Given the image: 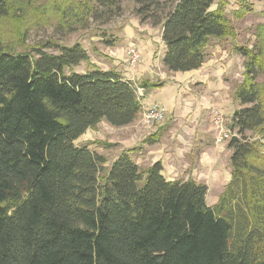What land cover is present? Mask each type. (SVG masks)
<instances>
[{
  "label": "trees",
  "instance_id": "obj_1",
  "mask_svg": "<svg viewBox=\"0 0 264 264\" xmlns=\"http://www.w3.org/2000/svg\"><path fill=\"white\" fill-rule=\"evenodd\" d=\"M132 1L141 22L161 25L169 72L198 69L212 39H236L229 0ZM251 10L241 2L231 14ZM232 49L243 72L226 144L230 178L209 206L205 183L168 180L160 161L140 169L131 157L140 147L104 170L103 154L74 143L101 121L138 119L136 88L147 84L97 67L79 42L13 52L0 41V264H264V157L246 136L264 138V46ZM81 62L86 71L74 72Z\"/></svg>",
  "mask_w": 264,
  "mask_h": 264
},
{
  "label": "rangeland",
  "instance_id": "obj_2",
  "mask_svg": "<svg viewBox=\"0 0 264 264\" xmlns=\"http://www.w3.org/2000/svg\"><path fill=\"white\" fill-rule=\"evenodd\" d=\"M241 2L247 3V5L251 6L252 10L238 19L232 16L231 11L238 8ZM4 9L5 13L0 17V41L6 49L13 52L29 51L32 47H38L45 41L66 46L79 42L86 50L90 59L89 61L92 60L97 67L107 70L113 67L114 60V56L109 52L111 47H108L110 45H108L107 41L111 43L118 41L117 44H123L122 51H125L128 47V45L125 44L126 38H123L117 33L122 32L129 34L138 29V26L143 27L146 34L150 33L149 36L157 40L155 53L161 51L162 54L164 49L157 38L161 25L153 26L148 21L141 22L139 16L135 12L136 5L132 0H7ZM263 9L264 0H229L226 13L236 32V39L231 40L226 38L221 41L217 39L210 40V44L208 45L209 48L206 49V56L209 57V55H212L210 54L212 48L214 49V47L219 45L221 48L226 47V50L231 53L233 52L231 54V57H233L231 60L232 69L229 74L230 78L233 80H228L229 88L225 90L224 97L229 100L226 107L219 110H214L212 108L210 110H205L201 108L205 110V112H202V115H204V118L208 121L209 126H214L212 122L214 111H220L225 116V126L228 129L230 128L231 110L232 108L235 109L239 107V104L233 99V88L236 83L241 81L243 72L242 57L232 49V46L234 43L237 45H247L248 47L255 44L261 47L264 46V16L261 13ZM147 26L151 27V31H148L149 28ZM116 34L119 38L115 36ZM46 50L54 52L55 48L51 46ZM163 56L164 53L160 59L162 66L160 61H158V56L155 55L154 57L156 59L154 65L160 69V71L157 70L158 68L156 69V77H160L162 74L166 75V77L162 79L165 80L163 89L153 92H160L161 96L156 98L157 102L159 100L163 102V98L171 95L173 90L176 89L174 87L175 85L172 84V80L168 78V76L172 74L167 73V69L165 70ZM240 58L242 62H240ZM140 59L141 57L136 65L140 63ZM85 68L87 69L86 62H81L77 66L72 67V70L77 73H84L86 71ZM164 71L166 73H164ZM185 96L186 95H184V98H187ZM184 98H182L180 102H178V100L175 102V109L181 110L180 113H183V120H187L190 125L193 124V113L198 109L201 99H194L190 103ZM144 110L145 109H142V113L138 118L142 117ZM164 119L166 120L165 116ZM164 119L162 120L163 123L165 122ZM158 124L157 122L153 125L157 126ZM196 125L198 128L200 123L196 122ZM91 130L86 131L74 143L76 145L87 144L90 149L103 154L107 159V162L103 166L104 170L109 168L112 160L118 156L125 146H128V148L138 146L139 141L137 140L141 137L140 134H124L118 127L111 126L105 121H101L98 126L93 128V131ZM246 136L252 141H257V146H261L259 147V152L262 157H264V138H260L261 135L255 132H248ZM186 139L188 141L181 145L180 151H187L183 152V156L181 154L180 156L178 155V159L176 160L180 168H176L174 171L170 169V164L174 160L173 156H170L166 151L161 154L163 160L166 162V169L161 173L166 179L167 177L174 179L192 178L197 182H207L209 189L206 194V204L209 206L213 205L216 203L220 192L224 189L230 178V164L226 154L228 138L222 139L219 144H223V147H219L218 150L213 152L209 149L207 150V147H201L197 141L192 142L191 151L188 152L190 137ZM103 141L110 143H117L116 141H120L123 145L118 143L113 147H105L102 145ZM162 141L164 146H166V144L172 145L173 137L169 134L164 136ZM214 142H216V140L212 141L213 145ZM208 145L210 144L208 143L206 146ZM157 148V154L153 157L154 159L161 153V149H159L161 147L158 145ZM204 148H206L208 155L202 154L203 157L208 158L210 163L213 162L214 159L217 160L216 165L212 169H210V165H206L202 169L192 166V164L198 162L200 152L205 150ZM133 153H131V156ZM143 168L144 166L140 167V169ZM167 173H171V176Z\"/></svg>",
  "mask_w": 264,
  "mask_h": 264
},
{
  "label": "crops",
  "instance_id": "obj_3",
  "mask_svg": "<svg viewBox=\"0 0 264 264\" xmlns=\"http://www.w3.org/2000/svg\"><path fill=\"white\" fill-rule=\"evenodd\" d=\"M147 27L149 28L148 31H151V27L150 26ZM117 34H119L123 38H126L125 44H127L128 47L126 48L125 51H122L123 44L118 45L117 44L118 41L112 42L111 45L108 44L110 45L108 47H111L109 49V52L110 54L112 53V56H114L113 65H112L113 67L108 69L115 68L123 75V77L133 81L137 85H140L141 83H145L148 85L147 88H143L144 96L141 101L142 109L150 108L154 104L161 105L165 108L164 116L166 120L164 119L165 120L164 123L163 121H160L162 123L158 122L159 124L157 126H154L153 125L154 123L150 125L143 123L142 117H140L128 125L118 127V129L122 130L124 134L141 135V137L137 140L139 141V145L137 147H140V149L137 150V152L133 153L131 156L132 159L139 166V168L141 166H144L143 169H145L149 167L151 164H153L155 161H160L163 167L162 172H164L166 169L165 166L166 162L163 160L161 154L167 151L170 154V156H173V160H174L170 164L171 167L170 169L173 171L176 168L179 169L180 165L177 163L176 160L178 159L177 158L178 155L180 156L181 154L183 156V152L187 151V150L180 151L181 145H183L184 142L188 141L186 139L187 137H190L189 140L190 147L188 149V152L191 151V147L193 145L192 142L194 141H197V143L200 144L201 147H207V150L209 149L212 152L218 150L219 147H223V144H219L216 142H214V145L212 144V141L216 140L218 137V129H216L213 125L210 126L208 125V121L204 118L202 112L203 111L205 112V110H210L211 108L214 110L215 109L219 110L228 105L229 100L225 99L224 96H225V90L229 88L228 80L230 81L233 80L230 78L229 75L232 69L231 60L233 57H231V54L233 52L231 53L228 50H226V47L221 48L219 45L214 47V49L212 48V50L210 51V54L212 55H209V57L206 56L204 62L198 69H194L186 72H174V73H170L167 70V73L172 74L168 76V78L172 80V84L175 85L174 87L176 89L173 90V93L171 95H169L166 98H163L164 100L163 102L162 100H159L157 102L156 98L161 96L160 92L157 93H153V92L156 90L159 91L163 89L165 85V80L162 79L166 77L165 74H162V76L160 77L158 76L156 77L155 71L158 67L154 65L156 60L154 58L155 55L158 56V61H160V59L162 58V54L165 52V46L161 41V36H160L161 29L159 30V35L157 38L161 42L162 44L161 46H163L164 48L162 54L161 51L155 53L157 47L156 46L157 40L149 36L150 33L146 34V31L144 30L143 27L138 26V29L134 30V32H131L129 34H125L122 32ZM117 34L115 35L116 37H118ZM130 45H135L138 48L141 57L140 63L133 68H131L126 62L127 50ZM207 48H209V46H207ZM242 61L240 58V62ZM160 64L162 66L161 61ZM157 70L160 71L159 68ZM164 73L166 72L164 71ZM154 83H160V84H157V86H152L154 85ZM184 95H186L185 97L187 98H184ZM182 98L187 99V101H189L190 103L194 99L195 100H197L198 98L201 99L198 105V109H196L193 113L194 114V118L192 119L193 124L189 125L187 120L184 121L183 120L184 117L182 116L183 113H180L181 110L175 109L176 107L175 102L177 100L178 102H180ZM201 108L205 110H202ZM233 111L234 108H232L231 114L233 113ZM196 122L200 123V126H198V128ZM88 130L91 129H87L86 131ZM91 131H93V129ZM155 133L159 137L157 142L151 144H147L143 142L146 137L150 135L151 137H153ZM169 134L173 137L172 145L166 144V146H164L162 139L164 136H167ZM116 142L117 144L120 143L123 145V143H121L120 141H116ZM208 143L210 145L206 146ZM158 145L159 147H161L159 148L161 149V153L159 156H157L154 159L153 157L157 154L156 151L158 149L157 148ZM126 148H128V146H125L123 149ZM204 149L205 150L200 152V157L198 162H195V164H192V166L202 169L206 165H210V169H212L216 165L217 160L214 159V161L210 163V160L208 158L202 156V154L208 155L206 148ZM226 151H227L226 154L229 159L231 151L228 148L226 149ZM167 174L171 176V173H167ZM167 179L174 180V178H170V177L169 178L167 177ZM203 183L205 182L203 181ZM205 184L209 189L208 183L206 182Z\"/></svg>",
  "mask_w": 264,
  "mask_h": 264
},
{
  "label": "built area",
  "instance_id": "obj_4",
  "mask_svg": "<svg viewBox=\"0 0 264 264\" xmlns=\"http://www.w3.org/2000/svg\"><path fill=\"white\" fill-rule=\"evenodd\" d=\"M140 53L138 49L131 45L127 50V63L130 67H134L136 63L139 61ZM136 95L137 97L142 101V98L144 96L143 88L140 86H137L136 88ZM165 115V108L161 105L154 104L150 108H146L143 111L142 114V121L145 124H152L160 122L164 119ZM212 122L214 124V127L218 129V137L216 139V143H221L222 139L224 138H230L232 135V132L230 129H228L224 122H225V116L220 111H214V115L212 117Z\"/></svg>",
  "mask_w": 264,
  "mask_h": 264
}]
</instances>
